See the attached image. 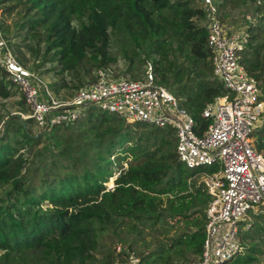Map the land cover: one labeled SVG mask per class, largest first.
<instances>
[{
    "label": "trees",
    "instance_id": "obj_1",
    "mask_svg": "<svg viewBox=\"0 0 264 264\" xmlns=\"http://www.w3.org/2000/svg\"><path fill=\"white\" fill-rule=\"evenodd\" d=\"M12 1L5 11H23L20 27L26 28L24 40L36 41L37 47L43 43L42 63L57 65L53 70L59 80L51 88L58 96L63 89L76 91L97 80L101 71L117 63L113 39L124 52V74L143 79L138 66L151 61L156 81L182 98L181 104L199 124V133L211 122L203 117L205 107L227 93L214 74L208 45L209 16L195 0ZM257 15L258 22L246 30L248 42L241 63L257 78L263 93L264 2L257 6ZM29 47L40 53L32 44ZM17 95L21 97L19 111L28 114L31 108L21 89L0 68V100ZM3 117L0 264L123 261L128 252L107 246L104 235L116 234L124 219L152 227L174 221L184 228L170 244L168 255L137 252L130 243V250L143 264H171L174 254L187 249L199 258L211 196L204 178L192 188L186 182L173 128L154 126L148 130L146 124L127 122L96 109L72 124L39 128L38 132L32 130V118L24 120L17 113ZM254 135L258 137L257 149L264 150V124ZM200 168L187 167L192 170L188 175H199ZM117 173L115 186L108 188ZM253 217L262 219L255 227L260 234L264 213ZM256 240L250 229L243 232L242 245L247 251L242 250L228 264L258 260L264 236H259L261 242Z\"/></svg>",
    "mask_w": 264,
    "mask_h": 264
},
{
    "label": "built area",
    "instance_id": "obj_2",
    "mask_svg": "<svg viewBox=\"0 0 264 264\" xmlns=\"http://www.w3.org/2000/svg\"><path fill=\"white\" fill-rule=\"evenodd\" d=\"M203 2L209 16L214 74L227 93L205 107L203 117L211 122L200 133L199 124L177 95L157 83L152 63L144 79L115 78L109 68L62 98L14 56L0 32V68L31 108L23 117L34 119L39 128L72 124L90 109L106 111L127 122L173 128L179 157L190 169L218 164V171L204 177L211 200L202 253L185 264H228L243 250L242 234L252 226V215L264 211L258 207L264 202V151L253 144L264 98L257 78L241 63L248 42L246 30H231L219 18L213 0ZM254 2L261 6L264 0ZM112 264L143 263L135 251H129L127 259Z\"/></svg>",
    "mask_w": 264,
    "mask_h": 264
},
{
    "label": "rangeland",
    "instance_id": "obj_3",
    "mask_svg": "<svg viewBox=\"0 0 264 264\" xmlns=\"http://www.w3.org/2000/svg\"><path fill=\"white\" fill-rule=\"evenodd\" d=\"M196 5L198 7H202L207 10V6L204 4L203 0H195ZM214 5L218 7L219 9V15L222 22L224 24L230 25L231 30H247L250 24L257 23L258 22V15H257V6L253 0H213ZM13 4L12 0H0V32L1 35L6 39V41L9 44L10 49L12 50L14 56L21 62L25 63L27 67H29L31 70L35 71L42 80L49 86L54 85L55 82H58L59 77L55 75L54 67H56V63L54 62H45L42 63V56L41 54L44 51V45L43 43L39 44L37 47L36 41H26L24 40V35L26 33V28L22 29L20 27V24L22 22V15L23 11L21 8L15 9L11 12H6L5 7L10 6ZM248 16L251 17V19H248ZM201 24H204V21L200 22ZM26 44H32L33 48L35 47L39 49L40 53L35 52V50H31V48L28 46L26 47ZM113 53L117 56L118 61L116 64H113L110 67V70L112 71V75L115 78H127V79H134L131 78L129 75L124 74V70L127 67V62L124 57V52L122 51L121 45L117 43L115 39H113ZM17 46L21 49V54L19 55V51ZM24 55V56H22ZM26 57V59H25ZM141 57H144L143 53H141ZM26 61V62H25ZM152 63L151 61H149ZM148 62V63H149ZM148 63L146 65H139L138 66V73L141 75V77L144 79L146 76V70L148 67ZM42 64V66L37 67V65ZM148 64V65H147ZM153 64V63H152ZM111 74V73H110ZM69 80V76L66 75ZM160 85H163L166 87L169 91L173 92L175 94V90L168 88L165 84L159 83ZM52 89V88H51ZM53 91V90H52ZM22 92V91H21ZM75 91L70 92L69 90L63 89L60 91L59 97L65 98L67 96H71ZM56 94V92H54ZM23 94V93H22ZM176 95V94H175ZM58 96V95H57ZM179 99V102L181 104L182 98L177 96ZM21 97L19 95L8 98V99H1L0 100V117L7 118L10 114H21L22 118L23 112H20V108L17 105V101ZM263 98H264V92H263ZM30 113V112H29ZM88 112L84 114L82 118H84L87 115ZM25 114V113H23ZM26 115V114H25ZM81 118V119H82ZM24 120H26L24 118ZM3 123L4 121L0 122V131L3 129ZM264 124V113L262 117L259 120V127H261ZM146 129H153L156 128L153 125H147L145 127ZM32 130L34 132H38L40 129L36 125L32 126ZM258 141L257 135H254V141L253 144L256 146ZM175 145H177V136L175 140ZM264 151V150H261ZM220 169V166L218 164H215L214 166H202L200 168L201 173L193 178L189 176L188 174L192 171L190 169H187V167L183 164L182 170L185 172V174L188 176L186 178V182L189 183V187H193V183H198L201 181L205 174L211 173L213 171H218ZM118 176V173L112 177L109 182L107 183L108 188H113L115 186V179ZM191 177V178H190ZM259 208H262L264 210V202L258 205ZM262 213V212H261ZM264 213V211H263ZM251 223L255 222L254 225L250 227V233L254 235L257 240L256 242H261L258 240L259 236H264V231L260 232L258 234L255 227L257 226V220L261 221L260 218H254L252 215ZM158 223L156 226L152 227L151 225H143L141 222L137 220H130V219H124L121 224L117 228V233L114 234L112 232H107L104 235V241L106 242L107 246L111 248L117 249V251L124 250L126 252L131 251L130 250V243L133 244L135 251H141L144 250L146 254L153 253L157 255L160 252H167L168 255L170 251V244L174 242V240L177 238L180 232L184 231V228L178 223ZM244 224V223H243ZM262 248V252L257 254L258 260L253 261L252 264H264V246L261 244L259 245ZM175 248H173L174 250ZM247 248L243 246V253ZM198 256L193 255L189 249H187L184 253L180 254H174L171 259V264H185L186 262H189L191 260L197 259ZM239 255H237L233 260H231L229 263H232L235 261ZM245 264V263H242Z\"/></svg>",
    "mask_w": 264,
    "mask_h": 264
},
{
    "label": "crops",
    "instance_id": "obj_4",
    "mask_svg": "<svg viewBox=\"0 0 264 264\" xmlns=\"http://www.w3.org/2000/svg\"><path fill=\"white\" fill-rule=\"evenodd\" d=\"M227 25V24H226ZM228 26H230V25H228ZM231 27V26H230ZM256 148H257V146H256ZM206 189V191L208 192V190H207V188H205ZM209 193V192H208Z\"/></svg>",
    "mask_w": 264,
    "mask_h": 264
}]
</instances>
